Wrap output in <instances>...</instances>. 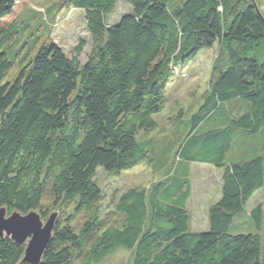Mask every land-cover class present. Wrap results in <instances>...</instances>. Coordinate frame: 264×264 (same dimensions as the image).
I'll use <instances>...</instances> for the list:
<instances>
[{
  "label": "trees",
  "instance_id": "trees-1",
  "mask_svg": "<svg viewBox=\"0 0 264 264\" xmlns=\"http://www.w3.org/2000/svg\"><path fill=\"white\" fill-rule=\"evenodd\" d=\"M28 1L0 0V43L18 33ZM63 2L82 12L94 44L84 64L45 42L2 82L12 62L0 51V208L42 220L51 198L89 214L78 231L55 223L40 264H103L119 250L130 264H264V203L245 212L263 187L264 156L229 157L238 132L264 131V18L253 0H123L129 13L112 25L115 0ZM214 46L209 91L171 159L159 160L162 178L127 190L102 219L98 171L118 177L156 161L154 141L139 134L156 129L174 72ZM192 164L220 171L203 232L190 225ZM24 248L0 239V264H21Z\"/></svg>",
  "mask_w": 264,
  "mask_h": 264
},
{
  "label": "rangeland",
  "instance_id": "rangeland-1",
  "mask_svg": "<svg viewBox=\"0 0 264 264\" xmlns=\"http://www.w3.org/2000/svg\"><path fill=\"white\" fill-rule=\"evenodd\" d=\"M63 1L30 0L24 3L14 23L18 33L9 37L8 40L3 39L0 43V51L6 53L12 62V70L2 82L12 80L18 68L25 65L45 42H54L68 57L77 59L80 65L89 59L94 44L87 31L83 14ZM115 1L117 10L109 17V25L116 23L121 16L129 13V8L123 0ZM253 2L264 18V0H253ZM79 47L81 50L78 53L76 51ZM215 48L216 46L201 51L184 69L174 72L166 89L164 110L156 117V129L150 133L139 134L140 139L154 141L156 155L153 158L156 161L148 165H139L118 177H111L103 171H98L96 182L103 194L99 203L101 206L99 216L102 219L109 220L115 216L113 212L118 199L127 190L133 188L148 190L159 178H162L160 161L171 159L175 147L181 143L185 135V124L188 125L191 116L203 103L204 95L209 91L210 74L217 58ZM238 113L237 106L233 109L232 115ZM209 127L208 123L203 124V129ZM236 136L237 139L234 141L229 157L237 156L250 148H254L264 156V131L257 138H251L239 132ZM189 172L191 196L188 209L191 215V230L203 232L208 228V209L219 199L220 171L210 165L192 164ZM53 200L47 198L42 202V211L46 212L42 222L45 223L51 215L56 214V222L61 221V226L69 224L78 231L88 220L87 212L75 213L71 205L60 206L58 203H53ZM261 203H264V179L262 189L250 199L245 212L248 213L254 206ZM68 216H71L72 220L65 223L63 220ZM238 218L242 220L244 215ZM243 223L242 220L239 224ZM244 227L246 225L242 228ZM131 258V252L119 250L103 264H130Z\"/></svg>",
  "mask_w": 264,
  "mask_h": 264
},
{
  "label": "water",
  "instance_id": "water-1",
  "mask_svg": "<svg viewBox=\"0 0 264 264\" xmlns=\"http://www.w3.org/2000/svg\"><path fill=\"white\" fill-rule=\"evenodd\" d=\"M6 215V210L0 208V239L11 240L16 246L25 247L21 264H40L52 238L56 214L51 215L45 223L36 212Z\"/></svg>",
  "mask_w": 264,
  "mask_h": 264
}]
</instances>
